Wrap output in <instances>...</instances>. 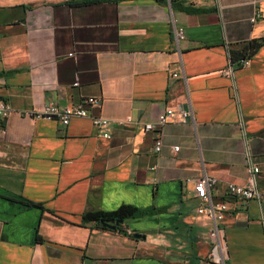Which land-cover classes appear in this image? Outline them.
I'll list each match as a JSON object with an SVG mask.
<instances>
[{
  "label": "crops",
  "instance_id": "crops-1",
  "mask_svg": "<svg viewBox=\"0 0 264 264\" xmlns=\"http://www.w3.org/2000/svg\"><path fill=\"white\" fill-rule=\"evenodd\" d=\"M0 101V264H213L192 193L204 174L227 205L226 264H264V201L226 192L255 166L264 195V0H0ZM49 104L89 116L22 114ZM178 107L194 121L145 131ZM123 205L157 211L81 223Z\"/></svg>",
  "mask_w": 264,
  "mask_h": 264
},
{
  "label": "built area",
  "instance_id": "built-area-1",
  "mask_svg": "<svg viewBox=\"0 0 264 264\" xmlns=\"http://www.w3.org/2000/svg\"><path fill=\"white\" fill-rule=\"evenodd\" d=\"M256 18L253 19L255 21ZM183 32L180 31L179 36L182 37ZM74 55L73 53L70 54ZM248 58H241L238 62L239 67H245L249 65ZM236 68L229 62L228 65L222 70V75L225 77H235ZM176 76V75H175ZM79 83H75L74 86H78ZM89 103H96V99H89ZM12 109L4 101H0V119H6ZM23 115L33 117L36 119L56 120L68 126L72 119L79 117H87L89 113L82 105H76L73 107H61L56 104L45 105L42 109H34L32 111H23ZM131 119H127L130 122ZM170 121H179L181 123H192L194 121V113L191 107H178L168 108L162 114L159 115L157 120L153 123H147L144 126L147 132H156L166 126ZM92 122L95 127L100 131H103V137L109 139L110 134L104 132L103 129L107 128L111 124V120L103 117H93ZM124 122L121 121L120 124ZM163 147L162 139L157 136L154 141V150L160 153ZM174 150H178L177 147ZM260 170L258 167L250 166L248 168L247 181L243 185L229 184L226 188V192L233 198L240 201H255L260 207L263 205L264 195L259 190L257 185V178ZM215 178L204 174L201 178L193 181V198L198 199L201 205L198 207L197 212L201 215H206L211 220V228L209 230L210 250L207 255L208 261L213 264H226L227 263V241L224 230L222 228V221L224 214L227 210V205L224 202H214L212 196V190L216 185Z\"/></svg>",
  "mask_w": 264,
  "mask_h": 264
},
{
  "label": "trees",
  "instance_id": "trees-1",
  "mask_svg": "<svg viewBox=\"0 0 264 264\" xmlns=\"http://www.w3.org/2000/svg\"><path fill=\"white\" fill-rule=\"evenodd\" d=\"M159 1H161V0H159ZM79 3H83V2H75L74 4H79ZM25 205L29 206V207H42L40 204L38 205V204L31 203V202H26ZM155 211H157V209H155V208L147 209V210H141L135 206L123 205V206L119 207L117 210L112 211V212H101V211L86 212L81 217V223L87 224V223H91V222H96L101 229L109 230L110 228L103 226L102 222L112 221V220H123V221H125L127 219L141 217V216H144L147 214H151ZM121 225H119L116 229H120Z\"/></svg>",
  "mask_w": 264,
  "mask_h": 264
},
{
  "label": "water",
  "instance_id": "water-1",
  "mask_svg": "<svg viewBox=\"0 0 264 264\" xmlns=\"http://www.w3.org/2000/svg\"><path fill=\"white\" fill-rule=\"evenodd\" d=\"M123 222H124L123 220H112V221L102 222V225L110 229H116L119 225L123 224ZM133 237L135 239L145 238V236L139 233H135Z\"/></svg>",
  "mask_w": 264,
  "mask_h": 264
}]
</instances>
